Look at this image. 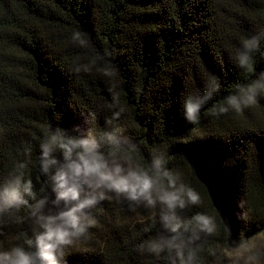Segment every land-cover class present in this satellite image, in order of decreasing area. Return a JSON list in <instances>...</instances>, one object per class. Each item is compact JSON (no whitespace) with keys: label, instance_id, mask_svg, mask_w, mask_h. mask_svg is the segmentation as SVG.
<instances>
[{"label":"trees","instance_id":"obj_1","mask_svg":"<svg viewBox=\"0 0 264 264\" xmlns=\"http://www.w3.org/2000/svg\"><path fill=\"white\" fill-rule=\"evenodd\" d=\"M261 31L264 0H0V182L25 161L39 190L44 135L105 128L118 110L115 93L124 111L113 123L136 145L134 161L146 166L163 152L166 167L201 197L180 214L215 219V231L200 235L196 264H229L221 248L264 231V93L239 114L209 109L264 73V39L251 75L235 60L243 39ZM211 78L219 91L190 123L184 100L203 94ZM92 217L64 264H167L136 250L162 230L158 209L133 211L110 194ZM32 227L26 209L0 219V250L27 247Z\"/></svg>","mask_w":264,"mask_h":264},{"label":"clouds","instance_id":"obj_2","mask_svg":"<svg viewBox=\"0 0 264 264\" xmlns=\"http://www.w3.org/2000/svg\"><path fill=\"white\" fill-rule=\"evenodd\" d=\"M79 39V33H74L73 40ZM262 39L264 31L246 37L236 51L237 65L249 75L253 72V53L260 51ZM105 75H114V71H106ZM235 87L236 91L225 97L223 103L212 104L211 116L219 117L230 111L239 114L256 104L264 93V73ZM219 88L217 79L211 78L203 94L186 97L184 110L190 123L199 122L201 109ZM118 100L114 93L111 107L118 110L113 111L103 129L91 128L83 135L60 127L48 130L40 141L35 161L39 175L44 178L39 190L26 175L25 161H17L0 182V219L15 217L26 209L27 220L33 226L25 241L27 247L15 245L0 250V264H64L65 250L87 237L94 225L92 209L110 194L127 201L133 211L140 206L158 209L162 230L140 242L136 246L139 253L163 256L167 264H196L200 235L215 231V219L201 212L190 218L180 214L189 205H198L201 197L166 167L163 152L153 154L146 166L134 161L132 153L136 145L113 123L124 111ZM143 231L151 232L152 225ZM247 251L250 254L244 258V264H259V256L251 249Z\"/></svg>","mask_w":264,"mask_h":264},{"label":"rangeland","instance_id":"obj_3","mask_svg":"<svg viewBox=\"0 0 264 264\" xmlns=\"http://www.w3.org/2000/svg\"><path fill=\"white\" fill-rule=\"evenodd\" d=\"M244 245L246 248H221L219 255H225L229 264H244V258L250 254L247 249H251L252 253L259 256V264L264 263V231L251 238Z\"/></svg>","mask_w":264,"mask_h":264}]
</instances>
